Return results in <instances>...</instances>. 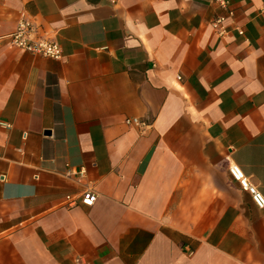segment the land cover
Masks as SVG:
<instances>
[{
  "label": "crops",
  "instance_id": "1",
  "mask_svg": "<svg viewBox=\"0 0 264 264\" xmlns=\"http://www.w3.org/2000/svg\"><path fill=\"white\" fill-rule=\"evenodd\" d=\"M263 4L218 37L214 0H0V264H264L227 172L264 197ZM21 13L58 58L6 43Z\"/></svg>",
  "mask_w": 264,
  "mask_h": 264
},
{
  "label": "built area",
  "instance_id": "2",
  "mask_svg": "<svg viewBox=\"0 0 264 264\" xmlns=\"http://www.w3.org/2000/svg\"><path fill=\"white\" fill-rule=\"evenodd\" d=\"M214 1L224 9V12L217 13L209 19L208 23L212 31L218 37H225L230 33L241 35L243 33L242 27L227 19L232 14V10L228 7V0ZM258 12L264 16V4L258 8ZM3 36L8 45L20 48L31 54H40L53 58H58L61 54L59 44L52 38L38 34L36 25L22 13L17 18L14 28L4 33ZM123 121L126 124H143L136 116L124 117ZM81 171L80 167L79 173ZM227 172L232 179L237 181L242 189L249 193L250 199L255 206L264 208L263 195L235 163L229 162L227 164ZM95 196V191L91 187L86 186L80 193L79 201L85 205H89L93 202ZM64 198L68 204L72 203L73 198L69 194H65Z\"/></svg>",
  "mask_w": 264,
  "mask_h": 264
}]
</instances>
